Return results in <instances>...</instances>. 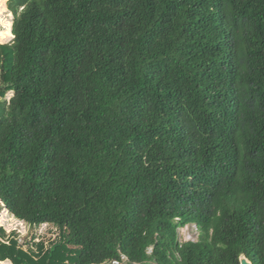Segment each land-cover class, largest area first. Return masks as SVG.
<instances>
[{
  "label": "trees",
  "instance_id": "trees-1",
  "mask_svg": "<svg viewBox=\"0 0 264 264\" xmlns=\"http://www.w3.org/2000/svg\"><path fill=\"white\" fill-rule=\"evenodd\" d=\"M7 3L0 264H264V0Z\"/></svg>",
  "mask_w": 264,
  "mask_h": 264
},
{
  "label": "rangeland",
  "instance_id": "rangeland-1",
  "mask_svg": "<svg viewBox=\"0 0 264 264\" xmlns=\"http://www.w3.org/2000/svg\"><path fill=\"white\" fill-rule=\"evenodd\" d=\"M8 0H3L0 7V30H7L11 27L13 14L8 9ZM12 36L7 39L0 38V44L12 41ZM12 92H10L7 98H10ZM4 232V235L2 234ZM60 230L58 227L53 225L43 224L41 226H35L27 224L26 222L14 217L0 202V240L10 243V240H16L19 246L23 249L37 250V245L43 243L46 247H49L53 242L60 240ZM178 236L180 242H186L190 240H197L199 237V230L196 224H187L184 227L179 228ZM149 252H152V247L149 248ZM1 261V260H0ZM6 263L2 264H13L10 260H4Z\"/></svg>",
  "mask_w": 264,
  "mask_h": 264
},
{
  "label": "built area",
  "instance_id": "built-area-1",
  "mask_svg": "<svg viewBox=\"0 0 264 264\" xmlns=\"http://www.w3.org/2000/svg\"><path fill=\"white\" fill-rule=\"evenodd\" d=\"M190 239H189V241H191ZM127 263H128V257L123 254L120 259H114V260H112L108 263H105V264H127Z\"/></svg>",
  "mask_w": 264,
  "mask_h": 264
},
{
  "label": "water",
  "instance_id": "water-1",
  "mask_svg": "<svg viewBox=\"0 0 264 264\" xmlns=\"http://www.w3.org/2000/svg\"><path fill=\"white\" fill-rule=\"evenodd\" d=\"M241 264H254L247 256L243 255L241 257Z\"/></svg>",
  "mask_w": 264,
  "mask_h": 264
}]
</instances>
